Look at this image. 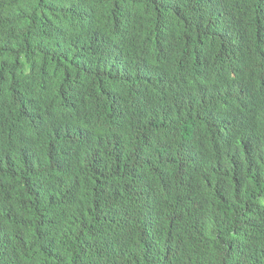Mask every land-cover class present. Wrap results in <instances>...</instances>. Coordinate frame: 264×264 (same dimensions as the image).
<instances>
[{"label": "trees", "instance_id": "16d2710c", "mask_svg": "<svg viewBox=\"0 0 264 264\" xmlns=\"http://www.w3.org/2000/svg\"><path fill=\"white\" fill-rule=\"evenodd\" d=\"M0 264H264V0H0Z\"/></svg>", "mask_w": 264, "mask_h": 264}]
</instances>
